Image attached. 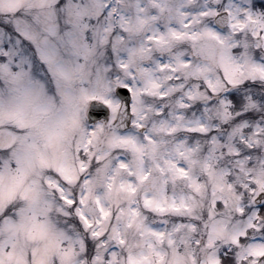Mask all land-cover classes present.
<instances>
[{"label": "snow or ice", "instance_id": "1", "mask_svg": "<svg viewBox=\"0 0 264 264\" xmlns=\"http://www.w3.org/2000/svg\"><path fill=\"white\" fill-rule=\"evenodd\" d=\"M0 264H264V0H0Z\"/></svg>", "mask_w": 264, "mask_h": 264}]
</instances>
